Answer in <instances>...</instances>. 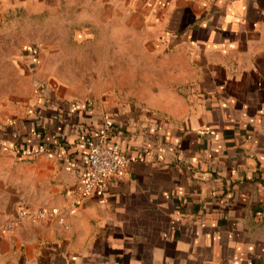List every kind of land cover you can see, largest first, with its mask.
I'll use <instances>...</instances> for the list:
<instances>
[{
    "label": "crops",
    "instance_id": "obj_1",
    "mask_svg": "<svg viewBox=\"0 0 264 264\" xmlns=\"http://www.w3.org/2000/svg\"><path fill=\"white\" fill-rule=\"evenodd\" d=\"M105 124L127 163L76 204ZM9 220L0 264H264V0H0Z\"/></svg>",
    "mask_w": 264,
    "mask_h": 264
},
{
    "label": "built area",
    "instance_id": "obj_2",
    "mask_svg": "<svg viewBox=\"0 0 264 264\" xmlns=\"http://www.w3.org/2000/svg\"><path fill=\"white\" fill-rule=\"evenodd\" d=\"M109 130L108 124L99 128L93 141L87 144L82 154L84 169L73 197V201L76 204L80 203L89 192L101 189L108 178L115 177L124 170L128 160L127 155L117 143L109 139ZM55 211L56 208H51L50 210L40 209L34 215L45 216ZM27 213L24 208H20L18 211L21 216ZM12 226V220L6 221L0 225V232L8 231Z\"/></svg>",
    "mask_w": 264,
    "mask_h": 264
},
{
    "label": "rangeland",
    "instance_id": "obj_3",
    "mask_svg": "<svg viewBox=\"0 0 264 264\" xmlns=\"http://www.w3.org/2000/svg\"><path fill=\"white\" fill-rule=\"evenodd\" d=\"M58 12L52 13L51 15H58ZM44 21L43 16L35 17L29 14L24 13L20 10V19H19V46H20V63L23 61L25 62L24 58V51H26L29 48H33L35 46L42 45L41 39H32L34 35H37L38 30L36 28H39V31H43L44 27ZM41 38V37H40ZM33 61H30V64H32ZM35 64V62H33ZM27 64V63H25ZM32 70L34 69V66H29Z\"/></svg>",
    "mask_w": 264,
    "mask_h": 264
}]
</instances>
